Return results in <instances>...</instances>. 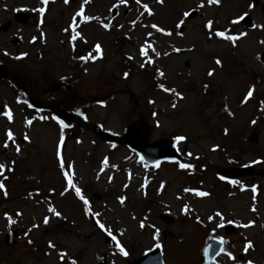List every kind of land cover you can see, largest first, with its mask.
<instances>
[{
	"label": "rangeland",
	"instance_id": "1",
	"mask_svg": "<svg viewBox=\"0 0 264 264\" xmlns=\"http://www.w3.org/2000/svg\"><path fill=\"white\" fill-rule=\"evenodd\" d=\"M247 1L245 14L230 24ZM263 3L0 0V8L36 12L32 24L45 26L49 51L41 61L30 57L48 64L45 75L33 73L40 90L33 81L27 91L39 105L17 102L10 119L0 115V264H97L106 250L105 264H131L156 244L166 264H199L212 236L224 240L217 264H264ZM40 7L44 13L36 11ZM75 20L86 28L72 41L67 26ZM216 28L239 38L216 36ZM175 48L181 53L173 54ZM61 80L69 87L59 86ZM57 104L68 118L63 125L53 119ZM140 122L148 141L174 140L182 162L148 165L89 130L100 124L121 135ZM246 165L252 174L233 184L217 174ZM8 228L18 232L11 245L4 243ZM106 235L115 238L109 248ZM246 242L252 245L247 250Z\"/></svg>",
	"mask_w": 264,
	"mask_h": 264
},
{
	"label": "flooded vegetation",
	"instance_id": "2",
	"mask_svg": "<svg viewBox=\"0 0 264 264\" xmlns=\"http://www.w3.org/2000/svg\"><path fill=\"white\" fill-rule=\"evenodd\" d=\"M33 16L36 18V12L27 9L0 8V115L2 117L5 112L11 113L17 102L23 108L28 107V104L33 105L34 108L39 105L34 99L33 101L29 99L30 95L27 91L33 89V81L35 90H40V81L33 73L45 75L48 64L33 62L30 57L36 58L35 61H41L48 52V40L45 26L38 20H36L37 25L32 24ZM76 28L84 31L86 26L77 25ZM21 53L25 55L21 56ZM34 67L42 70L36 71ZM44 83H48V80H44ZM52 106L59 108L58 104Z\"/></svg>",
	"mask_w": 264,
	"mask_h": 264
},
{
	"label": "water",
	"instance_id": "3",
	"mask_svg": "<svg viewBox=\"0 0 264 264\" xmlns=\"http://www.w3.org/2000/svg\"><path fill=\"white\" fill-rule=\"evenodd\" d=\"M93 131L102 139L107 142H116L119 138L109 131H103L99 126H94ZM145 130L138 128L126 129L123 137L120 141L124 142L131 150L136 151L142 160L154 163L163 159H174L180 158L178 155L175 145L170 141H158L149 143L145 138ZM250 171L248 167H237L220 170L222 176L228 179H233ZM16 232L9 230L5 235V242L11 244L14 242ZM107 244L111 245V239L106 238ZM220 242L215 239H211L209 242L207 252H205V260L202 264H216L214 257L219 251ZM99 262H102V257L99 258ZM132 264H165L163 261L162 251L160 248L154 249L145 254L140 259L135 260Z\"/></svg>",
	"mask_w": 264,
	"mask_h": 264
},
{
	"label": "snow or ice",
	"instance_id": "4",
	"mask_svg": "<svg viewBox=\"0 0 264 264\" xmlns=\"http://www.w3.org/2000/svg\"><path fill=\"white\" fill-rule=\"evenodd\" d=\"M65 2L67 3L68 0H65ZM122 2H123V0H122ZM209 2H210V3H219V0H209ZM41 3H42V4H46V3H47V0H41ZM137 3H139V0H137ZM144 7H145V9L147 10V6L145 5ZM36 11H38L39 13H44L45 9H44V7H40V8H38V9H36ZM80 14H81L80 12H77V13H76L77 16H80ZM183 15H184L185 17H187V16H188V13L185 12ZM88 19H90V17H88V16H83V20L87 21ZM235 22H236V21H233V23H235ZM181 23H182V21H181ZM211 23H212V22L209 21L205 26L208 27V26L211 25ZM70 27H71V25H70ZM104 27L107 28L108 25L105 24ZM152 27H156V26L153 25ZM157 30H158V31H162L161 29H157ZM215 35H216V36H219V37H224V38H226V39H228V40H236V39L239 38V37H237V36H225V32H223V31H217V32L215 33ZM243 35H244V33H240V36H243ZM72 38L74 39L75 37H72ZM149 47H150V45H149ZM95 49H96V55H99V54H100V46H99V45H96V46H95ZM140 52H141V55H144V54H145V50H144V47H143V46L141 47ZM23 55H25V54H24V53H21V56H23ZM19 58H20V57H17V59H19ZM86 58H87V59H92L93 57H91V56H89V57H80V59H86ZM129 59H131V57H129ZM149 62H151V61H149ZM216 63L219 64L220 61L217 60ZM143 66H144V65H141V67H143ZM157 71L159 72V70H157ZM125 75H127V74H125ZM208 75H209V76L212 75V71H211V70H209ZM251 95H252V89L249 88L248 93H247L246 96H245V99H247V98L250 97ZM150 102H151V101H150ZM4 115L9 116V113H8V112H5ZM9 118H10V116H9ZM53 119H55V117H53ZM58 122H59L61 125H63V121H58ZM7 135H8V138H9V139L12 138V134H11V132H8ZM175 139H176V140H182V139H184V137H176ZM4 147H7V142L5 143ZM57 154L59 155V152H58ZM62 166H63V165H62ZM67 167L70 169V168L72 167V165H71V164H68ZM179 167H181V168H186V167H190V165L180 164ZM3 170H4V165H3V164H0V171H3ZM221 179H223V177H221ZM69 183L71 184V181H70V180H69ZM73 187H75V186L73 185ZM0 188H3V185H0ZM185 191H188V189H185ZM252 191L255 193V191H256L255 186H252ZM62 195H63V193H62ZM76 195H77L78 197H80V198L84 201L85 207H87V205H88V201H87L86 199H84L83 196H81V193H80V189H79V188H76ZM196 195H198V196H206V195H208V193H205V192H202V191H197V192H196ZM120 199L122 200L123 198H120ZM185 207H187V206H185ZM49 211H50V212H54V210H53L52 208H49ZM54 214L57 215V216L60 215L58 212H54ZM6 215H7V214H6ZM215 215H216L217 217H219L221 214H220L219 212H217ZM209 219H211V217H209ZM47 222H48V217H45V218H44V223H47ZM229 223H232V222L229 221ZM251 223H252V222L250 221V222H249V225H251ZM249 225H244V227H247V226H249ZM141 226L143 227V224H141ZM219 226H220V225H217V227H219ZM34 227H35V225H34ZM100 227H101V228H104V225L101 224ZM113 239H115V238L113 237ZM155 246H156V247H160L159 244H156ZM49 247H53V245L50 243V244H49ZM116 247L119 249L121 255H126V254H127V253L124 251V249H123L122 247H120L119 244H116ZM250 247H252L251 242H246V244H245V250H247V249L250 248ZM221 251L223 252L224 249L221 248ZM205 252H207V249H205ZM228 255H229V258L232 259L231 254H228ZM60 256H61V258H63L64 254L61 253ZM73 264H75L74 261H73ZM248 264H252V262H248Z\"/></svg>",
	"mask_w": 264,
	"mask_h": 264
}]
</instances>
